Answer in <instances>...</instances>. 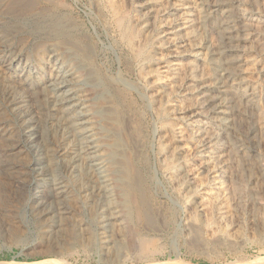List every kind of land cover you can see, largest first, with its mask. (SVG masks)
Segmentation results:
<instances>
[{
	"label": "bare ground",
	"instance_id": "6f19581e",
	"mask_svg": "<svg viewBox=\"0 0 264 264\" xmlns=\"http://www.w3.org/2000/svg\"><path fill=\"white\" fill-rule=\"evenodd\" d=\"M157 1V11L153 0L143 2L150 19L144 42L151 38L156 26L153 22L159 19L165 28L161 27L158 36L165 37L168 31L172 35L167 40L169 47L166 39L160 44L169 48L167 63L176 67L181 63L175 60L180 59L186 69L194 65L203 69L199 82L180 84V95L187 104L177 110L178 119L192 127L194 154L203 158L205 173L214 179L213 200L224 203L226 213L229 208L225 202L230 199L236 214L242 197L235 175L244 164L251 170L255 167L258 143L250 137L247 112L257 109L260 116L256 101L260 95L257 85L264 83V0ZM243 4L248 10L241 7ZM64 10L57 0H0V174L14 177L16 184L33 175L27 181L34 194L32 210L46 225L49 236L62 232V220L71 212L68 200L77 195L101 217L105 233L118 225L135 253L154 237H148L134 217L151 207L141 169L149 162L143 153L148 135L138 122L135 101L127 93L135 86L102 70L97 43L92 45V37L81 32L84 26ZM170 11L176 12L174 22L162 18ZM124 23L125 18L119 19L120 26ZM24 31L28 37L19 38ZM32 36L38 39L29 50ZM250 41L258 44L255 57L249 56ZM249 64L255 65L253 70L246 67ZM154 72V68L148 70V82L153 105L161 114L168 90L174 85L157 86ZM204 116L210 122L202 120ZM155 135L166 148L160 151L162 161L186 160V144L175 138L171 129L160 134L155 130ZM251 191L247 189L246 198L256 204ZM193 203L198 210L205 208L201 197ZM235 238L242 240L241 236ZM108 241L116 242L114 238ZM59 259L46 261L66 264ZM100 261L127 264L125 259ZM146 264L201 263L177 254ZM218 264L249 263L239 259ZM251 264H264V260Z\"/></svg>",
	"mask_w": 264,
	"mask_h": 264
},
{
	"label": "rangeland",
	"instance_id": "374dc122",
	"mask_svg": "<svg viewBox=\"0 0 264 264\" xmlns=\"http://www.w3.org/2000/svg\"><path fill=\"white\" fill-rule=\"evenodd\" d=\"M57 1L61 10H68L75 21L84 26L81 32L92 37L89 41L85 35V41L92 45L97 43L95 47L99 49L98 61L102 70L110 76H121L128 80L130 87L132 85L136 88H128L131 93L128 90L127 93L135 101V109L138 111L136 115L139 118L137 120L142 123L143 129H146L145 134L148 135L145 138L147 148L143 153L149 157V162L147 165L142 164L141 169L146 181L145 195L151 207L146 212L148 214L145 211L139 212L140 217L139 214L134 217L137 222L135 224L142 229L144 227L148 237H154L151 240L148 238L140 251L134 253L124 231L115 225L110 233H105L101 217L94 214L89 202L77 195L68 200L71 212L62 220V232L49 236L46 225H43L37 213L32 210L34 194L32 185L27 181L33 175L22 181L23 184H16L14 177L1 173L0 264H61L46 261L60 260L59 258L61 261L65 260L66 264H101L100 259L106 262L125 259L127 264H133V260L134 264H146L166 261L177 254L187 261L201 264L233 263L239 259H248L251 264L264 260V118L259 120L260 116L264 117V83L257 85L260 95L256 103L260 116L257 109L247 112L250 137L258 143L255 147V167L251 170L244 164L238 169L235 177L239 179L238 192L242 197L238 213L235 214V203L230 199L225 202L230 211L225 213L224 203H216L212 198V192H215L214 179L205 173L203 158L194 154L192 127L182 123L177 114V110L187 104V99L180 95V84L199 82L204 76L203 69L198 65L186 69L180 59L175 60L181 63L176 67L167 63L166 49H169L168 41L172 35L168 31L169 34L163 35L166 38L158 36L165 28L164 22L159 19L153 22L156 26L150 34L151 38L144 42L150 21L147 17L148 9L143 5L145 0ZM260 3L257 1V4ZM153 4L157 11L160 8L157 6L158 1L153 0ZM62 5H65L64 8H61ZM241 7L248 10L244 4ZM175 13L170 11L162 18L174 22L177 18ZM122 18H125V23L120 26L119 19ZM18 37H28L27 31ZM30 38L29 50L31 44L38 39L34 36ZM165 39L168 40V47L163 49L160 44L165 43ZM250 45L249 56L255 57L258 44L250 41ZM246 67L253 70L255 65L249 64ZM153 68L157 86L174 85L168 90L169 98L163 105L164 113L161 114L153 105L152 87L148 82L147 72ZM138 91L146 96L140 97ZM188 102L193 103L191 99ZM202 120L210 122L205 116ZM170 129L175 138L182 139V143L186 144L184 162L162 161L160 151L166 148L161 145L162 140L159 141L155 130L160 134L168 133ZM247 189L252 190L258 203L253 204L250 197L246 198ZM199 197L205 202L203 210L196 209L193 203ZM76 223H80L79 228ZM237 236H241L242 240L237 241ZM110 238L116 240L115 244H109Z\"/></svg>",
	"mask_w": 264,
	"mask_h": 264
}]
</instances>
